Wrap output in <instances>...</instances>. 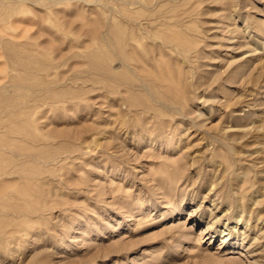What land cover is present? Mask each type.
<instances>
[{"label":"rangeland","instance_id":"1","mask_svg":"<svg viewBox=\"0 0 264 264\" xmlns=\"http://www.w3.org/2000/svg\"><path fill=\"white\" fill-rule=\"evenodd\" d=\"M0 162V264H264V0H0Z\"/></svg>","mask_w":264,"mask_h":264},{"label":"bare ground","instance_id":"2","mask_svg":"<svg viewBox=\"0 0 264 264\" xmlns=\"http://www.w3.org/2000/svg\"><path fill=\"white\" fill-rule=\"evenodd\" d=\"M126 35H127V34H126ZM133 40H134V39H133ZM133 40H132V41H133ZM135 41H137V40L135 39ZM113 43H114V42H113ZM125 43H126V42H125ZM126 44H127V43H126ZM129 44H130V43H129ZM123 45H124V44H123ZM131 45H132V44H131ZM124 46H125V45H124ZM132 46H133V45H132ZM129 47H130V45H129ZM128 49H129V48H128ZM133 49H134V48H133ZM125 58H126V57H125ZM125 60H126V59H125ZM133 62H134V61H133ZM138 62H139V61H138ZM135 64H136V63H135ZM127 65H128V64H127ZM125 66H126V65H125ZM131 66H132V65H131ZM136 66H137V65H136ZM134 67H135V66H134ZM134 67H133V68H134ZM1 164H2V163L0 162V165H1ZM5 164H6V163H5ZM2 165H3V164H2ZM2 165H1V166H2ZM6 165H7V164H6ZM6 165H5V166H6ZM10 165H11V164H10ZM8 166H9V165H8ZM2 168H5V167L3 166ZM2 168H0V169L2 170ZM4 170H5V169H4ZM1 172H2V171H1ZM0 174H1V173H0Z\"/></svg>","mask_w":264,"mask_h":264}]
</instances>
